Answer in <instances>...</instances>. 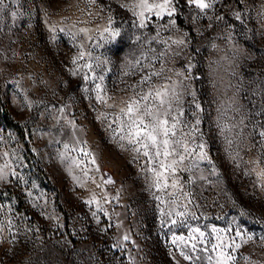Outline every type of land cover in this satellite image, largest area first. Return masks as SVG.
<instances>
[{
  "label": "rangeland",
  "instance_id": "rangeland-1",
  "mask_svg": "<svg viewBox=\"0 0 264 264\" xmlns=\"http://www.w3.org/2000/svg\"><path fill=\"white\" fill-rule=\"evenodd\" d=\"M208 2L138 18L139 0H2L0 264H216L214 227L241 245L227 264H264V0ZM165 88L171 139L193 151L158 191V161L112 129L127 101ZM193 228L204 243L173 244Z\"/></svg>",
  "mask_w": 264,
  "mask_h": 264
},
{
  "label": "snow or ice",
  "instance_id": "snow-or-ice-1",
  "mask_svg": "<svg viewBox=\"0 0 264 264\" xmlns=\"http://www.w3.org/2000/svg\"><path fill=\"white\" fill-rule=\"evenodd\" d=\"M90 3H95V0H89ZM2 3V0H0ZM190 5H195V7L199 8L201 11L211 7V3L208 0H188ZM172 4V0H163L162 3H149V0H139V4L135 5L142 9L138 13H134L139 17H144L145 12H153L155 10V15L157 17H162L163 15L172 16L175 12V8L170 7ZM11 15L15 17L17 14L12 12ZM236 18H240V13H236ZM175 23V21H172ZM144 21L141 19L140 27H144ZM81 32H87V29H81ZM105 31H109L105 29ZM112 37L115 38L119 36V32H112ZM174 43H183V41H174ZM85 56V52L81 51L79 54V59H83ZM77 58L73 59V63H76ZM85 67H90V65H85ZM103 79V77H101ZM150 77H145L142 81L145 82L149 80ZM97 89V100L101 102H106L104 97L100 95L101 86L99 84L96 85ZM168 94L167 88L164 90L155 89L153 91H149L146 94L140 95L137 94L135 98L130 99L126 102V107L120 109L121 116L116 117V120L120 121L118 128H113V135L118 137L120 141H126L128 145L133 146V149L137 153H142L144 157L148 158V163L151 165L153 164L154 159L158 161L159 170L156 167H149L148 171L152 173L154 176V184L158 191L166 189L168 187H172L175 189L177 187V181L173 180L171 185L168 183V174L175 173L176 165L182 163L186 159V155H191L192 151L189 149L188 145L183 143L180 140H172L171 137L176 135L175 129L177 127L178 121L175 117L172 118V122L170 123L168 116V111L165 110L163 113L160 112L159 109L164 108V106L168 103L165 97ZM158 102V104H153L151 102ZM170 107V105H169ZM199 107V105H197ZM103 115V114H102ZM123 117V120L121 119ZM116 121H113L115 123ZM199 123V121H197ZM109 128H112V124H109ZM260 135L264 137V132H261ZM173 145H179L182 149V152L177 153L175 147ZM68 145H65L67 148ZM123 147V145H121ZM200 149V152L197 154L199 159H205L206 153L203 152L204 145H197ZM150 149L154 150L150 151ZM84 156L91 157L90 163L95 164L96 160L95 157L92 156L91 153L87 152L85 149L80 150ZM7 155V153H5ZM176 155L178 159H174L171 162H166L168 157ZM163 157V159H160ZM77 167L80 166L79 161H73ZM4 167H8L7 163H5ZM99 171V168L96 169ZM0 173H3V169L0 168ZM264 175V173H261ZM15 175V173H13ZM0 178H3L0 175ZM111 177L104 180V183L110 184L113 183ZM98 187L100 185H97ZM174 195V194H173ZM187 195V194H185ZM160 199V197H156ZM86 203L92 204L96 203L99 207V201L96 200L95 195L93 198ZM163 204L164 201L161 200ZM175 204V200L172 201ZM161 215H165L164 209L161 208ZM95 215V213H93ZM167 215L171 216L172 212L169 211ZM177 216H183L184 213L176 212ZM173 224L176 223L175 220L172 221ZM225 230L224 229H217L213 228L212 232L215 233V238L217 243L212 244V250L217 252V260L216 264H227L228 261L233 259V256L226 251L227 249H232L235 251L236 249L240 248L241 245L236 243L235 237L230 238L231 242H226V238L221 235ZM194 233H199V243H204L206 240L205 233L201 231L199 228H193L189 232V236L186 240L184 236H174L173 237V244L177 241H180L185 246H188L190 241L196 240V236ZM242 233L237 230L235 233L236 237H242ZM253 237L250 235L248 236V240H251ZM129 237L127 235L124 236V240H128ZM247 241H245L246 243ZM191 248L193 251H196V244L192 243ZM202 251H207V249H202ZM181 256L184 257L185 260H191L192 257L189 254H186L183 250L180 252ZM199 259V257H197ZM209 264L212 262V257L208 256Z\"/></svg>",
  "mask_w": 264,
  "mask_h": 264
}]
</instances>
